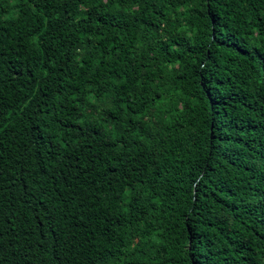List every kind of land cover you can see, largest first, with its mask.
<instances>
[{
  "label": "trees",
  "instance_id": "obj_1",
  "mask_svg": "<svg viewBox=\"0 0 264 264\" xmlns=\"http://www.w3.org/2000/svg\"><path fill=\"white\" fill-rule=\"evenodd\" d=\"M9 239L23 264H264V0H0Z\"/></svg>",
  "mask_w": 264,
  "mask_h": 264
},
{
  "label": "clouds",
  "instance_id": "obj_2",
  "mask_svg": "<svg viewBox=\"0 0 264 264\" xmlns=\"http://www.w3.org/2000/svg\"><path fill=\"white\" fill-rule=\"evenodd\" d=\"M9 241L6 242L7 247L4 249H0V264H23L18 263L17 260V253L16 251L13 252L12 246L9 247ZM50 255H57L55 264L60 260V258L63 256V249L61 247L59 248H53L50 250V253L48 252L44 257L37 261H28L27 264H52Z\"/></svg>",
  "mask_w": 264,
  "mask_h": 264
}]
</instances>
